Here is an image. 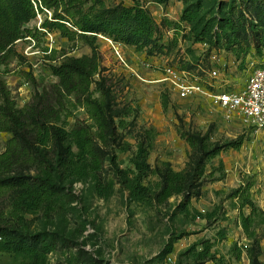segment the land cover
Masks as SVG:
<instances>
[{
  "label": "rangeland",
  "instance_id": "obj_1",
  "mask_svg": "<svg viewBox=\"0 0 264 264\" xmlns=\"http://www.w3.org/2000/svg\"><path fill=\"white\" fill-rule=\"evenodd\" d=\"M80 1L83 5L78 3V8L93 14L141 5L158 26L156 42L139 50L89 33L96 36L100 64L90 92L104 101L115 128L99 142L102 168L96 177H70L61 183L53 207L16 208L20 191L9 193L0 201V225L55 242L46 264H250V248L264 262V133L234 114L227 116L206 98L180 97L163 81L166 68L181 66L200 74L218 69L221 77L214 81L244 84L253 66L264 65V0ZM187 8L198 13L194 23L183 19ZM53 17V11L43 7L26 25L32 33L15 43L16 59L2 68L1 77L20 108L35 92L27 73L41 90L58 82L51 67L65 55L93 54L82 37L69 40L55 26H46L55 21ZM73 21L66 17L62 22L73 29ZM209 30V42L198 40ZM78 121L95 124L86 106L74 96L66 97L56 126L69 133ZM190 135L205 137L211 145L239 141L241 146L225 148L204 161L201 151L188 142ZM12 136L0 133L1 151ZM72 143L67 135L40 150L55 162ZM140 147L156 174L142 181L148 196L135 198L129 186L137 174L134 162ZM111 155L121 172L113 168ZM168 169L193 181L194 187L160 203L154 197L160 172ZM24 172L27 178L38 174L31 167ZM246 186L258 209L251 227L253 239L240 216L249 215L251 208L241 209L234 196L235 190ZM27 263L14 252L0 251V264Z\"/></svg>",
  "mask_w": 264,
  "mask_h": 264
},
{
  "label": "trees",
  "instance_id": "obj_2",
  "mask_svg": "<svg viewBox=\"0 0 264 264\" xmlns=\"http://www.w3.org/2000/svg\"><path fill=\"white\" fill-rule=\"evenodd\" d=\"M155 1L165 3L168 0ZM35 2L37 6L34 0H0V133L8 132L13 135L7 141L5 150L1 151L0 148V201L9 193L19 190L18 198L14 202L15 207L25 206L29 211L44 206H55L60 196V185L68 178L96 177L104 158L99 142L105 140L108 132L114 133V124L107 115L104 101L93 98L90 92L100 64L94 47L96 36L89 33H101L116 42L143 50L147 45L156 42L159 32L154 18L141 5L119 7L112 11L102 10L93 14L78 8V3L83 5L80 0ZM43 7L53 11L55 20L46 23V26H55L69 40H74L77 36L82 37L92 46L93 54L82 57L64 54L63 60L51 67L58 82L42 87L41 90L38 89L40 85L36 78L27 73L28 81L33 84L35 92L31 101L20 108L6 81L1 77L2 68L16 59L18 54L15 43L32 33L26 25ZM197 16L196 11L187 8L183 19L194 23ZM66 17L74 20V30L62 22ZM210 33V30L202 33L198 40L209 42L212 36ZM69 96H74L77 102L88 108L94 126L78 121L69 133L56 126V122L61 118L64 100ZM163 106H168L167 97L163 98ZM67 135L72 137L73 143L67 148L64 156H58L54 162L41 153L40 148L46 146L49 141L57 138L60 142L67 138ZM187 140L192 147L201 151V160L204 161L216 157L225 148L241 146L239 141L227 145H211L207 138L194 135L188 136ZM145 155V149L140 147L134 162L137 174L129 186L135 198L148 196V188L142 185V181L151 174H156L147 164ZM110 162L117 172H121L115 155H111ZM30 167L35 168L38 174L27 178L24 169ZM160 177V187L154 197L160 203L173 195L190 193L194 187L193 181H186L181 173L171 169L161 171ZM234 196L239 198L241 209L245 206L251 208L249 215L241 213L240 216L246 234L253 239L255 233L251 231V227L253 216L257 215L258 209L251 199L250 186L238 188L234 191ZM37 236L32 233L23 234L9 226L0 225V251L14 252L27 259V264H46L47 256L56 243L47 242ZM248 252L250 264H264L252 248ZM207 258L208 256L205 257Z\"/></svg>",
  "mask_w": 264,
  "mask_h": 264
},
{
  "label": "built area",
  "instance_id": "obj_3",
  "mask_svg": "<svg viewBox=\"0 0 264 264\" xmlns=\"http://www.w3.org/2000/svg\"><path fill=\"white\" fill-rule=\"evenodd\" d=\"M35 1L41 2L34 0L36 6ZM117 53L121 57L118 50ZM202 72L194 73L181 66L174 69L168 67L163 81L168 82L169 88L180 97L206 98L212 106L225 111L227 116L234 114L256 132L264 133V65L253 66L244 84L239 86L232 81H214L221 77L218 69Z\"/></svg>",
  "mask_w": 264,
  "mask_h": 264
}]
</instances>
